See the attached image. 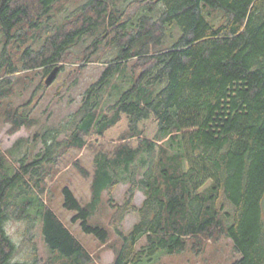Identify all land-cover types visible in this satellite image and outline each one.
Returning <instances> with one entry per match:
<instances>
[{"label":"trees","instance_id":"obj_1","mask_svg":"<svg viewBox=\"0 0 264 264\" xmlns=\"http://www.w3.org/2000/svg\"><path fill=\"white\" fill-rule=\"evenodd\" d=\"M87 40L81 61L104 45L114 55L75 119L37 134L45 148L32 163L25 155L6 168L0 152V264H15L17 245L5 227L12 213H33L51 264H97L44 201L67 151L84 149L89 138L122 143L112 154L97 152L90 202L66 186L63 205L86 235L106 244L109 231L94 216L122 183L118 170L129 173L125 201L113 205L121 245L110 264H154L182 254L189 241L221 237L242 255L232 264H264V0H0V113L20 81L43 74L37 93H44L51 72L63 71ZM3 117L11 134L36 124L23 107H7ZM172 133L181 154L157 144ZM139 157L144 168L134 165ZM224 200L234 205L230 224ZM130 213L139 221L124 233Z\"/></svg>","mask_w":264,"mask_h":264},{"label":"rangeland","instance_id":"obj_2","mask_svg":"<svg viewBox=\"0 0 264 264\" xmlns=\"http://www.w3.org/2000/svg\"><path fill=\"white\" fill-rule=\"evenodd\" d=\"M69 11L74 7V1L69 4ZM70 11V12H71ZM66 16V14H64ZM219 18L214 21L218 22ZM176 32V31H175ZM87 43L80 44L72 49L68 56V61L63 64L64 70L59 71L52 84L42 93H37V85L44 82L43 74H39L28 85L21 81L14 87L10 102L5 104L0 113V152L3 154L2 161L6 168H17L21 165L19 162L23 156H28L29 163H32L37 157V153L43 150L45 143L37 138V134L45 130L66 129L70 122L75 119L76 113L83 104L86 93L90 86L97 82L105 68L106 60L113 58L114 51L109 46H101V49L93 56L91 62L81 61L84 55L90 51L83 52ZM23 107L30 111V116L36 120V124L31 129L22 128L15 134L10 133L11 125L4 121V109ZM67 134L62 131L58 140L61 142ZM175 133L161 136L157 139V144L168 149V154H181L179 141L174 139ZM37 140L39 141H36ZM20 143L17 147V144ZM121 141H109L101 139L96 141L93 138L87 139V145L82 150L70 149L61 160L57 174L48 185L50 192L44 197V201L50 207L72 234L84 245L88 252L94 257L97 264H110L114 261L116 251L121 245V240L115 233L112 226V219L115 215L114 206L122 205L125 201L127 191L130 185L127 182L129 173L124 169L118 170V175L122 178V183L118 184L110 194L105 193L102 203L94 216V222L106 227L109 231V241L101 244L96 238L86 235L79 223H73L72 218L75 213L69 212L64 208L62 190L64 187H70L76 198L83 204L90 202L92 197V176L95 169V158L97 152L112 154L121 144ZM17 148L15 151H11ZM22 157V158H21ZM139 157L134 165L142 167L141 161L147 159V156ZM85 170L86 175L81 171ZM142 172V170H140ZM142 173H139V177ZM37 197V192L34 193ZM145 200V194L142 190L137 191L134 204L142 206ZM224 203V213H230V216H223L225 223L230 224L234 217V205L230 201ZM20 210V209H19ZM264 217V200L262 204ZM17 210V214H18ZM32 216V217H31ZM30 218L19 217L12 213L9 221L6 223V231L17 245V253L14 257L15 264H51L53 261L41 237L38 229L37 219H33V213ZM35 225L31 229L33 223ZM139 221L136 213H130L126 216L121 230L128 233ZM145 243L143 240L138 248ZM196 241H189L187 249L179 255L162 254L154 264H232L239 260L242 255L237 252L232 241L226 237H221L219 241L205 240L202 245ZM162 252V251H161Z\"/></svg>","mask_w":264,"mask_h":264},{"label":"water","instance_id":"obj_3","mask_svg":"<svg viewBox=\"0 0 264 264\" xmlns=\"http://www.w3.org/2000/svg\"><path fill=\"white\" fill-rule=\"evenodd\" d=\"M59 73V68H55L51 74L48 76L47 80H46V84L48 86H50L52 84V82L54 81V79L56 78L57 74Z\"/></svg>","mask_w":264,"mask_h":264}]
</instances>
